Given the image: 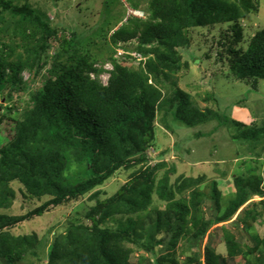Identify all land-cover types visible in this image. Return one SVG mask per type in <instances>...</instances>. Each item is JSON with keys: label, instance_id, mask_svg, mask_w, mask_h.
Wrapping results in <instances>:
<instances>
[{"label": "trees", "instance_id": "1", "mask_svg": "<svg viewBox=\"0 0 264 264\" xmlns=\"http://www.w3.org/2000/svg\"><path fill=\"white\" fill-rule=\"evenodd\" d=\"M126 2L132 9L141 10V5L137 1L126 0ZM260 8V0H148L147 8L142 10L148 15L147 20L128 19L126 24L111 34L108 41L113 47H117L137 40L138 44L133 50L144 55L151 54L153 58L138 71L131 70L122 62H114L108 85L103 86L91 78L92 74H100V70L96 68L95 60L92 59L89 51L81 46L79 37L63 35L60 38L59 31L51 28L49 19L41 12L28 4L16 5L12 0H0V34L13 37V41L20 39L18 43L12 41L11 45L3 44L0 40V87L5 84H22L23 70L27 67L33 69L35 65L39 66V58L41 60L42 57H46L48 60L41 62L38 72L48 66L49 60L53 61L49 69L51 78L43 90L33 96L34 107L16 121V134L11 143L0 151V198L7 192L14 197L13 190L9 188V183L12 181L25 183L32 195L42 197L54 193L55 181L62 174L56 170L52 176H49L42 174L41 171L45 161L40 151L49 148H57L60 152L77 153L78 160L86 164L89 173V177L79 187L62 193L59 191L57 201L51 204V208L70 202L102 185L122 168L128 169L148 162L147 146L154 139L152 123L155 117L152 116V112H155L156 103L161 98L155 85L149 83L150 79L154 78L156 83L168 82L170 74L166 71H175L176 68L172 65L179 64L180 49L189 43L186 37L193 28L214 29L217 25H231L230 29L234 32L235 39L228 45L219 43V47L223 50L218 52L217 61L223 63L226 59L231 73L240 82L256 85L260 80L264 81V29L250 38L246 47L235 49L243 39L242 31L236 30L241 19L247 14H258ZM51 38L60 42L53 55L48 53L51 48ZM154 43L158 45L155 46ZM10 46L20 48L22 52L15 55L16 49L11 50ZM195 63H198V60ZM210 97L215 105H219L217 97L213 94ZM175 99L178 104L174 118L188 127L212 119L211 116L203 118L198 110L189 108L188 98L180 91L177 92ZM11 111L17 117L18 108H13ZM225 113L227 111L223 112V123L226 125L231 123L235 131L241 135L240 139L248 140V136H252L260 139L261 145L264 144V128L253 127L256 132L254 136L247 124L241 120L230 119ZM135 122L141 123L140 132L129 129ZM131 135L139 136L135 147L138 149L133 154L123 153L121 157L118 155V158H113L108 163L107 157L114 153L118 154L124 140ZM201 136L196 135V137ZM131 149L134 150L132 147ZM102 157L104 158L101 160ZM100 162L104 168L98 170L96 166ZM37 165L41 166L39 173L33 169ZM155 173L156 168L141 171L125 188L119 190L120 201L112 198L104 202L107 216L110 215L107 211L112 209L113 214L115 205L118 204L131 206L132 211L135 212L146 209L152 199L153 189L158 186ZM44 179L47 180L49 187L41 189L37 182H42ZM234 184L237 193L231 200L228 211L223 215H220V212L210 222L201 206L207 197L196 187L194 180L183 182L182 187H170L169 194L166 184L162 183L159 188L157 187L158 194L161 193V198L168 203L175 196L174 190L178 189L180 193L188 191L191 194L189 201L191 206L182 208L181 217L172 214L175 206L162 215V223L158 227L160 230L163 229L165 235L161 240L163 248L161 247L158 252L154 247L146 248L153 256V260L144 259L141 262L131 263L129 261L131 250L123 246L129 238L119 229H101L97 220L91 216L93 228L81 226L72 234L74 237H66L71 238L72 241L57 240L50 253L48 264H182L177 257L176 249L180 240L189 239L193 244L197 243L211 224L230 221L252 195L264 197V178L260 174H253L250 178H246L245 175L240 176L235 179ZM217 189L218 187L214 185L215 192L210 198L216 201V209L220 211L221 196ZM7 202L6 199L4 201L1 199L0 209L9 205ZM259 205L264 207V200L254 204V207ZM50 207L36 210L29 216L10 220L5 218L8 222L2 219L0 238H4L9 230L19 223L42 215ZM119 210L121 209L115 211ZM246 210L250 211L249 215L252 217L241 218L240 222L253 230L252 225L259 216L255 211H251L255 210L251 205L246 206L243 213ZM95 212L98 214L100 209ZM165 214L167 217H164ZM81 230H84V235L96 236V243L88 242L89 244L74 250L78 244L79 246L82 244V236L75 239V234ZM227 243L232 255H242L246 260L249 258L248 264H253L251 257L256 255L255 260L259 262L258 264H264V239L258 240L257 246L252 250L235 242V237L232 235ZM16 247L17 245L10 248ZM192 262L203 264L200 252L195 259L189 260L186 264ZM205 262L226 264L225 260L216 256L210 249L207 250Z\"/></svg>", "mask_w": 264, "mask_h": 264}, {"label": "rangeland", "instance_id": "2", "mask_svg": "<svg viewBox=\"0 0 264 264\" xmlns=\"http://www.w3.org/2000/svg\"><path fill=\"white\" fill-rule=\"evenodd\" d=\"M12 1L16 5L28 4L41 12L49 19L51 28L59 31L58 37L61 38L63 35L79 37L81 46L89 51L92 59L95 60L96 68L100 70V74L93 76L94 80L103 86L107 85L111 71L114 69V62H122L131 70L138 71L153 58L151 54L144 55L133 50L138 44L137 40L117 47H113L108 41L113 32L128 22L126 18L131 19L128 17L129 5L126 0ZM135 1L140 3L141 10L147 8L148 0ZM260 4L258 14H247L241 19L236 30L242 31L243 39L235 46V49L241 46L246 47L250 38L264 29V0H260ZM230 27L229 24H222L214 29H191L187 37L185 36L189 43L180 49L179 64L172 65L176 68L175 71H166L170 74L168 82L156 83L154 78L150 79L149 83L155 85L161 98L156 103L155 112H152V116L155 117L152 123L154 139L147 146L148 162L128 169L122 168L102 185L70 202L51 208V204L57 201L59 191L62 193L79 187L89 177V173L86 164L78 160L77 153L60 152L57 148L40 151L45 164L44 167L34 166V171L39 173L41 167L42 174L52 176L56 170H59L62 176L55 181L54 193L42 197L29 193L25 183L21 181L9 183L14 197L7 192L0 198L3 201L6 199L9 204L0 209V225H2V219L8 222L10 219L29 216L36 210L49 207L50 209L10 229L4 236L5 241L3 237L0 238V264H48L50 253L57 240H71L66 237H74L72 234L81 226L92 229V217L97 220L101 229H119L129 238L123 246L131 250L129 253L131 263L149 260L153 256L146 250L147 247H154L156 252L163 248L161 240L165 238V235L163 229L160 230L158 227L162 223V215L175 206L172 214L181 217L182 208L191 206L189 203L191 194L188 191L180 193L178 189L174 190V198L169 203L165 202L157 189L162 183L166 184L169 194L170 187H182L183 182L194 180L196 187L207 197L201 206L210 222L220 212V215H223L228 211L229 204L237 193L235 179L243 175L250 178L253 174H260L264 178V144L261 145L260 139L247 134L248 140L240 139L241 135L235 131L231 123L230 125L223 123V112L227 111L225 114L230 119L241 120L247 124L254 136L256 132L252 129L253 127L264 128V81L260 80L256 85L240 82L231 73L226 59L223 63L217 61L218 52L223 50L219 47V43L228 45L235 39ZM0 40L3 44L11 45L13 37L0 34ZM19 40L14 39L13 42L18 43ZM50 44L48 53L53 55L60 42L58 39L51 38ZM9 48L16 49L15 55L22 52V49L14 46ZM46 60H48L46 57H42L41 60L39 58V66ZM196 60L198 63H195ZM48 62V66L40 72H38V65H35L33 69L25 68L21 74L22 84H5L0 87V151L11 143L16 134V121L34 107L33 96L41 92L51 78L49 69L53 61ZM178 91L188 98L189 108L198 110L203 118L211 116L212 119L207 122L201 121L192 127L176 120L174 113L178 102L175 98ZM211 93L218 98L219 105L213 103ZM13 108H18L17 117L11 111ZM129 129L140 132L142 125L140 122H135ZM196 135L202 136L196 137ZM138 138L139 136L131 135L127 140L125 139L118 154L114 153L107 157L108 163L113 158H118V155L121 157L123 153L133 154L138 149L135 148ZM102 162L96 166L98 170L103 167ZM147 168H156L155 175L158 183L152 191V199L147 208L135 212L132 211L131 206L125 207V204H118L115 205L113 214L112 209L107 211L110 213L107 216L104 211V202L112 198H120L119 190L125 188L135 176ZM37 183L41 189L49 187L45 179ZM214 185L218 187L217 190L221 196L220 211L216 209V201L210 198L215 192ZM262 200L264 197L252 195L230 221L211 224L205 235L195 244L189 239L180 240L176 249L181 263L186 264L189 260L195 259L200 252L202 263L207 264L205 256L210 249L216 256L225 260L226 264H248L249 258L246 260L242 255L230 253L227 240L232 235L235 237V242L252 250L257 246L258 240L264 239V207L262 205L254 207V204ZM249 205L255 209L251 211H255L259 216L252 225L253 230L240 222L241 218L251 216L249 210L243 213ZM119 208L121 210L115 211ZM97 209H100L98 214L95 212ZM167 216H169L168 213ZM167 216L165 214L164 217ZM83 232L84 230H81L75 234V239L82 236L83 245L78 244L74 250L91 242L96 243V236L84 235ZM16 245L15 249L10 248ZM247 249L244 248L245 251ZM255 257L256 255L251 257V262L258 264Z\"/></svg>", "mask_w": 264, "mask_h": 264}, {"label": "clouds", "instance_id": "3", "mask_svg": "<svg viewBox=\"0 0 264 264\" xmlns=\"http://www.w3.org/2000/svg\"><path fill=\"white\" fill-rule=\"evenodd\" d=\"M128 6V5H127ZM127 10H128V17L130 18H137V19H140V20H147V18H148V15L144 12V11H142V10H135V9H132L131 7H127ZM130 10H132L133 12H135V14L134 13H130ZM142 14V15H141ZM132 15H134V16H132ZM126 20H128V18H126ZM95 74H92L91 75V78L94 80V76ZM110 77L111 76H109V78H108V81H109V79H110ZM107 85H108V82H107ZM106 85V86H107ZM105 86V85H104Z\"/></svg>", "mask_w": 264, "mask_h": 264}, {"label": "built area", "instance_id": "4", "mask_svg": "<svg viewBox=\"0 0 264 264\" xmlns=\"http://www.w3.org/2000/svg\"><path fill=\"white\" fill-rule=\"evenodd\" d=\"M130 13H134L135 14V12H133L132 10H130Z\"/></svg>", "mask_w": 264, "mask_h": 264}]
</instances>
